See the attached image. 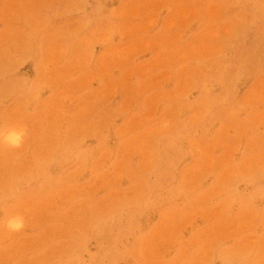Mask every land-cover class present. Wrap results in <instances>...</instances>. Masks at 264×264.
I'll use <instances>...</instances> for the list:
<instances>
[{
  "label": "rangeland",
  "instance_id": "obj_1",
  "mask_svg": "<svg viewBox=\"0 0 264 264\" xmlns=\"http://www.w3.org/2000/svg\"><path fill=\"white\" fill-rule=\"evenodd\" d=\"M0 264H264V0H0Z\"/></svg>",
  "mask_w": 264,
  "mask_h": 264
}]
</instances>
